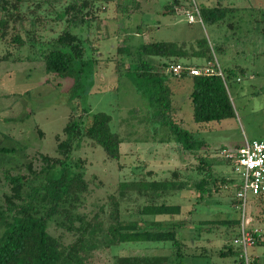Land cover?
Returning <instances> with one entry per match:
<instances>
[{
	"label": "rangeland",
	"instance_id": "1",
	"mask_svg": "<svg viewBox=\"0 0 264 264\" xmlns=\"http://www.w3.org/2000/svg\"><path fill=\"white\" fill-rule=\"evenodd\" d=\"M26 0L31 7L41 2V12L46 15L45 23L35 27L29 22L23 25L41 38L56 36L64 27V22L55 21L54 11L66 6L69 0ZM96 10L95 21L87 31H81L88 61L82 78L83 87L70 93L71 79H61L47 74L43 61L35 50L25 45L20 51L5 47L0 43V57L5 49L14 53L11 61H0V136L3 145L16 147L18 152L3 167L13 175L25 174L22 164L32 160L36 154L56 155V136L62 134L71 113L88 110V116L105 113L111 116V129L122 140V156L119 161L106 158L99 146L93 147L83 141L73 153L75 158L86 161L85 178L92 182L91 193L85 198L82 212L95 210L109 195L116 191L122 181L139 180L151 172L149 180L170 178L172 171L196 178L195 156L179 149L168 128L150 122L152 109L136 92L125 71L128 66L126 56L119 51L124 46L134 48L142 42H195L205 38L211 48L224 46L225 53L216 54L215 59L221 69L239 66L244 75L229 83L228 93L235 117L220 123H195L189 99L190 80L185 79L175 85L174 120L183 122V127L193 132L206 145L199 155L212 163L216 174L233 179L229 186L218 184L211 195L197 202L199 194L183 191L167 198L169 203L178 204L181 213L174 217H145L124 212L123 220L152 221L182 224L177 229L179 238L185 244L186 255L181 264H236L233 255L220 257L223 244L229 239V229L222 225H199V221L241 219L240 207L232 206L234 184L240 177L234 173L232 165L223 163V150L234 154L245 141H264V0H195L197 5H220L233 9L225 23L204 25L200 22L188 23L181 9L174 15L163 14L164 6L170 0H93ZM102 10V11H101ZM191 12L188 8L185 9ZM100 11V12H99ZM138 28V29H137ZM78 34L77 30H72ZM25 37V34H23ZM18 57L21 59L18 61ZM117 72L116 65L122 64ZM88 116H83V120ZM224 148V149H221ZM35 167L37 161H33ZM20 169H19V168ZM7 190L1 177L0 195ZM239 205V204H238ZM134 207V206H128ZM246 218L250 219L248 229L259 230L262 242L248 248L256 259L255 264H264V201L251 197L246 202ZM53 235L60 234L50 226ZM170 243H125L95 254L93 264H114L119 257L167 256L171 254Z\"/></svg>",
	"mask_w": 264,
	"mask_h": 264
},
{
	"label": "trees",
	"instance_id": "2",
	"mask_svg": "<svg viewBox=\"0 0 264 264\" xmlns=\"http://www.w3.org/2000/svg\"><path fill=\"white\" fill-rule=\"evenodd\" d=\"M25 2L0 0V43L15 51L28 45L29 50H35L43 61L47 74L72 80L69 92L78 96V91L84 86L82 78L88 63L84 60L85 40L80 32H87L97 17L94 1L69 0L66 6L54 11L55 21L64 22V27L48 39L41 38L42 34L37 36L34 30L33 33L24 30L25 22L40 27L46 20V15L41 12V2H36L33 7L27 5L26 12H23ZM53 8L51 3L47 11ZM178 8L183 12L181 16L187 8L194 14L197 9L200 21L197 19L196 22L204 25L223 24L233 11L220 5H197L195 0H170L164 6L166 12L163 14L174 15ZM72 30H77L78 34ZM119 51L127 58V78L147 102L148 109H152L150 122L168 128L179 149L195 156L197 177H188L175 170L168 179L149 180L151 172H148L139 180L119 182L116 191L95 210L82 212L93 183L84 175L86 161L72 155L86 140L93 147H101L107 159L119 161L122 140L111 129V116L105 113L88 116V110L79 113L74 110L62 134L56 136V155L36 154L32 160L22 164L27 171L25 174L13 175L10 169L3 167L18 150L4 146V139L0 136V181L2 177L7 185V190L0 195V264H93L95 254L101 250L125 243L145 242L170 243L171 254L169 257H119L114 264H181L186 251L176 228L180 229L183 223L166 225L157 220L128 221L122 219L123 213L134 208L133 213L145 217L178 216L181 207L169 203V196L193 190L199 194L197 202H200L205 195L217 190L218 184L229 186L234 183L233 179L218 176L212 163L199 155L205 141L185 129L182 121L178 123L173 118L176 109L172 88L185 79L190 80L189 99L195 123H220L235 117L228 85L244 75V69L239 66L219 67L215 56L225 53V47L211 48L208 41L201 38L195 42H142L134 48L124 46ZM13 55L5 49L0 61H9ZM15 59L17 56L11 61ZM177 64L194 67L210 64L221 75L217 72L201 76H190L186 72L178 76L167 73L170 66ZM122 66L123 63L117 64L115 70L119 72ZM83 116L88 117L83 120ZM33 161H37L38 166L35 167ZM223 163L232 165L225 156ZM239 187V182L234 184L236 191L231 202L234 208L240 205L236 198ZM255 200L262 203L264 198ZM198 223L201 226L222 225L229 229L226 235L229 240L223 244L219 256L233 255L238 264V253L231 242L238 236L240 220L229 217ZM50 226L60 230V234H51ZM254 236L260 237V234ZM259 242L262 240H256L254 245ZM253 261L255 264L256 259Z\"/></svg>",
	"mask_w": 264,
	"mask_h": 264
},
{
	"label": "built area",
	"instance_id": "3",
	"mask_svg": "<svg viewBox=\"0 0 264 264\" xmlns=\"http://www.w3.org/2000/svg\"><path fill=\"white\" fill-rule=\"evenodd\" d=\"M186 17L188 23H194L197 19L200 21L197 9H195V14L187 11ZM182 72H186L190 76H201L212 75L217 71L210 64L202 67L177 64L167 69V73L175 76ZM217 73L221 75L220 71ZM222 153L231 160L234 173L240 177V187L236 198L240 202L241 219L238 236L232 240L231 245L238 253V264H254L248 248L252 247L256 240L260 241V238L254 236V234H258L259 230L247 228L250 219L246 218V202L249 197L264 198V141H245L244 145L238 148L234 154H229L225 150Z\"/></svg>",
	"mask_w": 264,
	"mask_h": 264
}]
</instances>
